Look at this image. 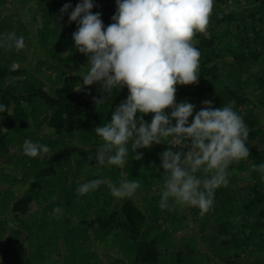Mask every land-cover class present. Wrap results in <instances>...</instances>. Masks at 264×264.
Listing matches in <instances>:
<instances>
[{"label":"trees","instance_id":"obj_1","mask_svg":"<svg viewBox=\"0 0 264 264\" xmlns=\"http://www.w3.org/2000/svg\"><path fill=\"white\" fill-rule=\"evenodd\" d=\"M34 2L39 8L26 22L16 8L3 10L7 0H0V39H5L0 104L8 107L0 113V165L16 172L14 177L0 172V264H109L91 246L105 239L123 255L113 264H264V179L256 167L264 163V127L258 121L264 118V0H216L206 31L193 38L201 53L197 82L176 86V101L194 104V113L205 107L204 100H211L212 107L231 105L249 128V157L230 165L229 183L216 189L213 206L203 216L195 207L187 206L185 214L178 204L159 208L166 178L159 154L169 147L166 143L138 149L140 160H133L130 151L122 167L96 165L94 153L102 140L94 128L110 119L128 89H113L104 106L95 102L99 84L77 89L88 61L72 45L62 46L64 30L72 35L77 25L66 28L68 14L60 9L68 2L74 8L80 0ZM94 5L91 11L101 17L108 13L111 18L116 11L115 0H94ZM34 17L42 25L34 37L24 40L22 49L8 46L7 34L28 36ZM49 30L56 47L46 40ZM28 54L44 55L36 67L59 74L32 73ZM20 75L23 79L8 80ZM41 128L47 134H40ZM26 139L47 145L48 151L26 155ZM97 178L113 184L138 179L140 187L123 199L113 197L107 183L77 192L81 183ZM15 185L20 188L13 190ZM187 228L193 236L182 234Z\"/></svg>","mask_w":264,"mask_h":264},{"label":"clouds","instance_id":"obj_2","mask_svg":"<svg viewBox=\"0 0 264 264\" xmlns=\"http://www.w3.org/2000/svg\"><path fill=\"white\" fill-rule=\"evenodd\" d=\"M115 3L113 23L107 26L100 12L91 11L94 0H80L74 8L68 2L60 9L61 15L68 14L69 22H76L74 48L88 61L77 89L99 84L103 95L96 105L110 98L113 89H128L126 99L111 110L110 119L94 128L102 140L94 153L96 165L122 167L130 151L133 160H140L143 153L138 149L166 143L169 147L159 154L166 177L159 208L180 204L199 209L203 216L213 206L216 189L229 183L230 165L249 157L248 125L231 105L212 107L211 100H204L205 107L194 113V104L176 101V86L193 84L200 75L201 53L193 38L206 31L214 0ZM6 40L16 49L25 46L23 36L14 32ZM4 44L5 39H0V46ZM5 111L6 106L0 104V113ZM150 113L151 120L145 121ZM22 148L30 157L48 151L47 145L30 139ZM4 166L11 170L7 164L0 165L1 173ZM256 167L264 179V163ZM102 183L117 199L134 196L140 187L138 179L113 184L97 178L81 183L77 192L85 194Z\"/></svg>","mask_w":264,"mask_h":264},{"label":"rangeland","instance_id":"obj_3","mask_svg":"<svg viewBox=\"0 0 264 264\" xmlns=\"http://www.w3.org/2000/svg\"><path fill=\"white\" fill-rule=\"evenodd\" d=\"M18 1H21V0H7V3H6L7 5H5V8L3 10H6L7 9L6 7H14V8H16V11L18 12V14H21L24 17V20L26 22H29L31 19L30 18L27 19L28 16H32V15H34V13H37V10H38L39 6L34 2V0H27L26 3H25L26 5H20V3L19 4H16ZM215 3H216V0H214V4ZM10 4H14V5H10ZM0 14H1V11H0ZM36 15L37 14H35V16ZM34 18H35L34 21H32V23H31V27L33 29H31L28 32V36L24 37V40L25 41L28 38L32 39L34 37V34H35V30L34 29H36L37 27H39V29H40L41 26H42V25L41 26L39 25V23L41 22V19L37 18V20H36V17H34ZM101 19H102V21H103V23H104L105 26L109 25L110 23H113L112 19L108 16V13H107V15H102ZM72 23H74V22H68V23L66 22V25H67L66 28H69L70 31H71V25H72ZM75 25H77V24H75ZM76 29H77V27L75 26L74 31ZM68 33L69 32L67 30H64V35H62L63 36L62 46H71L72 45L73 49L75 50V48H74V41L72 39V35H67ZM46 40H47V42L51 46L56 47V46L59 45L58 44V41H57V38H56V35H54L51 30H49V34L47 35V39ZM41 43L44 44L45 42L42 41ZM41 46L44 47V49L47 47V46H44L42 44H41ZM51 52H53V51H51ZM42 59H45V56L44 55H41L40 54V57L39 58H32V54H28L27 61H26V65L29 67V70L32 73H33L34 70H37L38 69L37 70V73H36L37 76H41L42 73H43L44 75L55 77L57 75V73L59 74V72L57 70L53 69V68H49V70H47V71L44 72L45 66L40 65L39 66L40 68L39 67H36L37 64H40L39 63V60H42ZM48 59H50V58L48 57ZM11 68L13 70L16 69V64H12L11 65ZM48 78H50V77H44L43 80H46ZM9 79H20L21 80V79H23V75L22 76L20 75V77L13 76V77L8 78V80ZM7 82H5L4 84H7ZM97 87L98 88H96V91L99 92V96L101 97L103 95V89L100 87V85H97ZM47 90L48 89H46L45 91H47ZM107 101L108 100L106 99L104 101V103L103 104H100V105H103L104 106V104ZM100 107L102 108V106H100ZM7 109H8V107H7ZM100 110H98V111H100ZM3 119H4V117L1 114L0 115V121H3ZM258 121L260 123V126L262 125L264 127V118L261 117V118L258 119ZM3 128L6 129L5 127H3ZM83 132L80 134V136L83 134ZM40 134H47V133L41 128L40 129ZM261 146L262 145H260L259 147H261ZM8 149L10 151H12V152H15L17 150V148H15V146L14 147L10 146ZM49 152L51 153V151H49ZM48 153H47V156H48ZM50 153H49V155H51ZM55 155H56V153L54 152L53 156H55ZM3 173L5 175L6 174L7 175L9 174V175H12L14 177L16 172H14L12 169L10 170L6 166L5 169H4V171H3ZM244 175H247L246 172H244ZM0 178H2V177H0ZM19 188L20 187L18 185H15V188L13 190H17ZM5 189H7L6 188V185H5ZM154 194H155V192H154ZM177 208H178V210H180L182 208L184 214L188 212L187 209H186L187 206L178 204L177 205ZM189 213H190V211H189ZM182 234L183 235H187V236H193L194 232H192L191 229L187 228V229H185V231L182 232ZM198 242H200V244H201V241L200 240H198ZM100 243L101 242H99V241H97V242L96 241H93L92 244H91V246L94 247L93 248V251H95L97 253V255L100 256V258L105 263L113 264L116 259L118 260L119 258H121L123 256L122 255V252L120 251V247L117 244H113L112 247H109V245H110L111 242L108 241V240H106V239H105V243H103V244H100ZM114 245H117V246H114ZM119 260H121V259H119ZM125 263L127 264V261H125Z\"/></svg>","mask_w":264,"mask_h":264}]
</instances>
